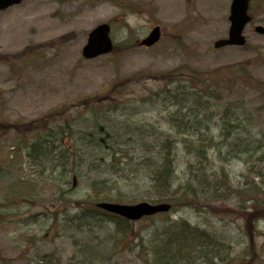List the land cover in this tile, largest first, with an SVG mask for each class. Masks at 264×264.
I'll return each instance as SVG.
<instances>
[{
    "label": "rangeland",
    "instance_id": "1",
    "mask_svg": "<svg viewBox=\"0 0 264 264\" xmlns=\"http://www.w3.org/2000/svg\"><path fill=\"white\" fill-rule=\"evenodd\" d=\"M229 4L230 0H22L0 10V54L10 60H0V121L41 119L49 124L56 113L55 124L66 117L74 124L83 115L73 131H89L93 112L89 108H93L108 130L105 137L110 132L122 134L130 144L133 139L137 142L134 151L118 148L116 158L123 157L125 169L103 165L105 176L118 185L123 201L158 200V190L140 171L139 158L150 156L143 146L165 135L182 139L168 128L167 103L150 98V92L163 86L158 79L161 72L188 66L201 71L220 68L216 94L220 102L242 103L241 113H249L256 130L264 132V34L253 30L255 24L264 25V0H252L253 21L244 28L245 45L214 48L216 39L227 36ZM101 22L111 25L115 47L109 54L86 60L81 55L86 34ZM155 24L162 30L159 42L138 47ZM20 53L23 56L13 63L11 59ZM129 119L148 129L144 141L124 123ZM37 126L33 122L35 130ZM15 135L11 131L0 136V205L5 206L0 208V264H80L82 260L140 264L137 234L180 220L215 235L221 250L217 264H264V162L247 165L234 157L225 163L223 155L209 156L202 171L213 181L212 190H197V199L170 211L165 221L154 216L132 222L120 238L109 222L64 228L42 218L54 208L49 202L60 204L56 190H63L71 205L85 198L96 176L92 157L81 149L75 166L80 171L75 172L70 161V180L54 188L33 157L20 150L21 139ZM176 159V169L186 172L188 149L179 147ZM133 172L138 174L136 181ZM251 187L258 190H248ZM257 201L263 209L257 208Z\"/></svg>",
    "mask_w": 264,
    "mask_h": 264
},
{
    "label": "trees",
    "instance_id": "2",
    "mask_svg": "<svg viewBox=\"0 0 264 264\" xmlns=\"http://www.w3.org/2000/svg\"><path fill=\"white\" fill-rule=\"evenodd\" d=\"M22 54H18L11 61L15 63L23 56ZM0 60L10 62L9 56L2 54H0ZM219 72L220 68L201 71L190 66L184 69L167 70L158 75V79H161L163 83L162 88L150 92L152 96L150 98H153V101L162 100L167 103L168 128L180 135L182 139L177 141L173 136L158 135L162 138L144 144L143 147L149 151L150 156L139 158L140 171L146 173L144 178L148 185L153 190H158V201L171 202L172 211L189 199H197L199 197L197 190H212L213 181L207 180L205 172L202 171L204 167L202 164L204 161L208 162L209 156L214 158L217 155H223L222 159L225 163L234 157L240 158L247 165L254 161L264 162V132L256 130L254 120L249 113H241L242 103L229 100L220 102V98L216 96L219 92L217 78ZM89 109L94 112L91 115L89 131H83L80 128L81 131L74 132L73 124L67 119L58 125L55 124L56 119L49 120L53 125L41 119L19 125L4 122L0 124V128L3 130L8 127L22 128L31 134L24 137L25 153L33 157L41 169V175L47 177L54 188L68 182L71 174L68 165L70 161L73 163V170L80 171L75 170L79 151L81 149L88 151L96 172V176L90 183L89 193L79 204L71 205L70 200L63 198V190H56L57 197L61 201L60 204L59 202L51 204L54 208L51 210L52 215L49 221L53 225L63 227L74 225L80 228L98 226L101 224L99 221L102 216H107L108 220L103 222L114 224L115 233L123 238L129 231L130 223L118 216L101 211L94 206V203L100 199L115 201L124 199L125 196L118 189V185L111 184V179L105 176L101 167L112 164L124 170L127 163L123 162V157L121 160L116 158V155L120 154L118 148L124 146L134 151V148H137V142L133 139L130 144L122 134L116 136L110 132L105 137L107 128L99 122L97 117L99 112L93 108ZM35 121L38 122L37 130L33 127ZM124 123L133 126L131 130L139 133L138 138L141 141L148 137V129L141 125L139 120L129 119ZM75 133L79 134L74 135ZM179 147L188 149L189 156L184 165L186 172H183V176H179L176 169ZM132 156H130L131 159ZM220 171L224 173L223 167H220ZM133 174L135 181L138 180V174L136 172ZM117 181V179L114 180V182ZM248 190L258 189L251 187ZM251 197L252 199L256 197L255 191H251ZM57 205H64L65 208L59 211ZM256 205L258 209H263L259 201ZM2 215L0 211V217ZM160 215L166 218V213ZM120 221L123 224L119 223ZM137 236L140 244L137 258L141 264H191L192 252L195 251L191 250V247L206 238L205 235L202 236L196 231L189 232V228L187 231L185 221H180L178 224L172 221L161 230L156 227L148 228ZM188 238H190L189 242ZM198 247L204 249L200 251H205L204 244L200 243ZM80 264L87 263L82 260Z\"/></svg>",
    "mask_w": 264,
    "mask_h": 264
},
{
    "label": "water",
    "instance_id": "3",
    "mask_svg": "<svg viewBox=\"0 0 264 264\" xmlns=\"http://www.w3.org/2000/svg\"><path fill=\"white\" fill-rule=\"evenodd\" d=\"M20 0H0V9L7 7L10 4L19 2ZM248 0H232L231 13L229 19L231 25L229 28V35L227 39L218 40L215 46L220 45H243L245 38L241 35L243 26L249 20V16L246 14ZM255 30L264 33V27L256 26ZM110 27L107 23H101L95 26L87 35V40L82 47V55L85 58H93L97 55L106 53L112 48V41L109 36ZM160 35L159 27L155 26L151 32L140 41V45L149 46L153 44ZM97 206L124 216L128 219H139L143 215H149L156 212L167 211L170 207L168 203H149L138 202L134 204H121L108 201H102L97 203Z\"/></svg>",
    "mask_w": 264,
    "mask_h": 264
}]
</instances>
